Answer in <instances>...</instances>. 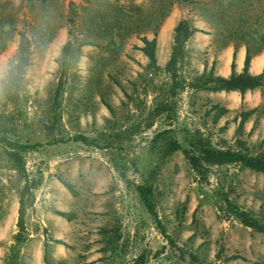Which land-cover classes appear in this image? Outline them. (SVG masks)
Wrapping results in <instances>:
<instances>
[{
    "label": "rangeland",
    "instance_id": "1",
    "mask_svg": "<svg viewBox=\"0 0 264 264\" xmlns=\"http://www.w3.org/2000/svg\"><path fill=\"white\" fill-rule=\"evenodd\" d=\"M183 19L201 32L186 42L173 88L165 66ZM20 32L30 63L12 104L3 80ZM142 38H155L159 70L139 50ZM246 40L264 43V0H0V136L40 145L24 154L33 199L13 255L24 179L0 144V264H130L141 253L146 264H264V234L229 215L224 200L263 216L264 175L231 163L208 166L203 178L184 152L201 138L264 157V86L241 98L189 85L210 69L228 77L235 45L241 72ZM263 66L264 49L249 71ZM218 108L227 112L217 117ZM77 135L92 144L70 140ZM171 141L181 149L164 156ZM139 185L151 189L159 223Z\"/></svg>",
    "mask_w": 264,
    "mask_h": 264
},
{
    "label": "trees",
    "instance_id": "2",
    "mask_svg": "<svg viewBox=\"0 0 264 264\" xmlns=\"http://www.w3.org/2000/svg\"><path fill=\"white\" fill-rule=\"evenodd\" d=\"M196 32H201L199 29L194 27L189 20H180L174 30H173V42L171 46V52L169 60L165 66V70L171 74L172 86L176 88L179 86L176 77V65L185 56V45L188 39ZM143 47L139 50L148 59V66L159 70L157 66L155 48L156 40H148L142 38ZM245 44V55L243 60V68L241 72L235 71V55L237 45L234 46L232 52V61L230 64V74L228 77H222L215 75L213 70L210 69L197 77L194 81L189 83L192 88L203 89L209 91H226L238 92L240 97L247 91H253L257 88L264 86V66L262 72L259 74L250 73V62L252 58L257 55L261 50L264 49V43H259L257 45H252L249 40L244 42ZM71 44L67 42L62 51L66 53L70 48ZM30 63V40L24 32L19 33V40L17 45V54L15 62L9 67L5 78L3 80V90L6 94L7 100L14 104L19 101V90L21 87L22 79L26 68ZM63 66V67H62ZM68 63L64 61L61 65V74L58 78L57 85L54 90V100L59 97L63 85H64V74ZM110 109V107H108ZM227 112L224 108H218L217 117L221 116L223 113ZM254 113V109L247 110L240 113V122L238 128H242L244 122ZM161 135H157L158 137ZM70 140L75 142H82L84 144H92L83 136H74ZM156 140V142H157ZM0 144L4 146V153L7 159L14 165V169L22 175L24 179V184L19 192V209L17 217V229L18 232L15 236V245L12 247L13 255L16 254L17 247L24 241L23 233L25 232V207L27 203L29 204L33 199L32 189L34 184L26 175L24 154L30 150L37 149L39 144H28L26 142H21L14 140L12 138L0 136ZM167 145L166 149L163 151L164 156L170 155L172 152L181 149V145L177 141H171ZM6 147V150H5ZM187 155V159L192 167V169L201 177H206L207 167L211 165H225L236 163L240 164L243 168L251 169L253 171L262 173L264 175V157L257 155H246L240 151H235L232 149H215L210 146L209 142L196 138L192 143L191 148L184 149ZM65 187L74 194L73 188L70 184L63 182ZM137 191L141 197V201L147 209L148 213L153 216L157 221V215L154 211V207L151 202L152 191L150 188L139 185ZM227 203V213L233 216L240 224L250 228L251 230L264 234V215L255 216L250 211L244 210L237 205L233 204L230 200L224 199ZM62 217L69 220L71 218L69 213H59ZM158 222V221H157ZM159 223V222H158ZM162 234H165V230L162 227ZM48 253L47 245L44 246V259L46 260ZM147 257L144 253L137 255L130 264H146ZM202 264V263H197Z\"/></svg>",
    "mask_w": 264,
    "mask_h": 264
},
{
    "label": "crops",
    "instance_id": "3",
    "mask_svg": "<svg viewBox=\"0 0 264 264\" xmlns=\"http://www.w3.org/2000/svg\"><path fill=\"white\" fill-rule=\"evenodd\" d=\"M239 54V59L237 60V62H239V64H242V61H243V58H244V55H245V51H243L242 49L238 52ZM253 66L255 67L256 65H254V62H253Z\"/></svg>",
    "mask_w": 264,
    "mask_h": 264
},
{
    "label": "bare ground",
    "instance_id": "4",
    "mask_svg": "<svg viewBox=\"0 0 264 264\" xmlns=\"http://www.w3.org/2000/svg\"><path fill=\"white\" fill-rule=\"evenodd\" d=\"M263 56L262 57H258L254 60V65H258L260 62H263ZM254 67V66H253Z\"/></svg>",
    "mask_w": 264,
    "mask_h": 264
}]
</instances>
